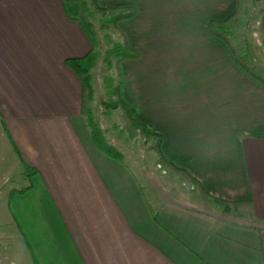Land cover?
<instances>
[{"label":"crops","instance_id":"1","mask_svg":"<svg viewBox=\"0 0 264 264\" xmlns=\"http://www.w3.org/2000/svg\"><path fill=\"white\" fill-rule=\"evenodd\" d=\"M97 2L136 10L117 25L140 54L119 65L122 98L209 196L198 190L190 200L157 172L142 181L125 158L95 146L80 77L66 63L93 46L64 0H0V158L9 152L10 172H27L32 185L0 199V214L29 263L264 264V82L209 30L240 0ZM262 35L257 55L240 32L231 40L264 78ZM202 196L249 218L202 208Z\"/></svg>","mask_w":264,"mask_h":264},{"label":"rangeland","instance_id":"2","mask_svg":"<svg viewBox=\"0 0 264 264\" xmlns=\"http://www.w3.org/2000/svg\"><path fill=\"white\" fill-rule=\"evenodd\" d=\"M240 2L239 12L236 13L233 19L235 25L230 24V28L232 33L240 32L242 38L246 39L244 41H249V44L253 45L250 52L257 55L256 52L259 51L261 37H263L264 0H240ZM116 13H96L91 8L89 19L94 25L91 33H93L94 41V44H92L93 51L96 55V66L92 70L94 91L89 103L91 117L95 123L106 131L105 135L108 138V142L124 154L126 162L132 166L136 174L142 178V181L145 170L157 172L165 178L170 190L184 192V195L191 200L193 199L192 192L198 193V190L182 176L164 169L158 163V153L155 149L156 142L142 137L140 132L126 120L121 110H111L105 105V102L115 98L113 88L121 80L116 57L111 54V50H113L115 45L123 44L124 42L117 28L110 24L111 17ZM257 72L264 75L261 69ZM3 154L9 155V152L5 151ZM4 155L0 158V163L2 161L6 163L4 169H0L1 183L7 174L11 178L2 185L0 199L6 197L10 190L23 189L29 184L27 172L24 174L17 171L14 173L10 172L9 164L11 162L8 164V158L5 161L4 157L6 155ZM199 200L200 203L197 201L198 205H201L202 208H210L220 212L226 208V215L228 216L238 219L249 218L245 208L216 205L208 199H203V196ZM29 257L28 250L22 243L10 217L0 214V264H30Z\"/></svg>","mask_w":264,"mask_h":264},{"label":"trees","instance_id":"3","mask_svg":"<svg viewBox=\"0 0 264 264\" xmlns=\"http://www.w3.org/2000/svg\"><path fill=\"white\" fill-rule=\"evenodd\" d=\"M64 5L66 9V13L68 17L72 20L77 21L84 30L88 33L92 44L93 41V33H91L94 25L89 19L91 16V8L93 12H101L103 14H114L110 19V24L117 28L119 22L123 20H128L135 16L136 10L129 9V8H104L101 7L97 0H64ZM236 13H234L230 18L222 21H212L209 25V30L215 36L223 39L228 46L232 49L235 53L238 62L249 71L250 74L255 76L257 79L264 82V78L258 76L253 69L249 68L246 63L244 62V58L239 53L238 48L232 42V30L230 28V24L233 22ZM262 28L264 31V21L262 22ZM122 38L124 39L123 44H117L114 46L113 50H111V54L116 57V64L118 68V73L121 77V72L119 69V65L121 62L126 60H136L140 57V54L130 46L126 37L123 33H121ZM94 48L90 51V53L82 58H73L68 59L66 61L67 65L70 66L80 77L82 83V92H83V105H82V113L86 117L88 127L90 129V133L92 136V140L95 146L107 156L123 162L124 161V154L118 150L116 147L111 145L108 142V138L105 135V130L102 129L97 123H95L91 117L89 103L93 97V86H92V70L96 66V55L94 54ZM111 63V61H109ZM121 86L122 81L113 88V95L115 96L114 99L105 102V105L108 109L111 110H121L126 118V120L135 128L137 129L141 136L150 139L156 142L155 149L158 153V163L166 170L175 172L176 174L182 176L185 180L192 183L197 190H199L204 196H209V194L205 191L201 183L194 178L190 173L186 170L178 167L177 165L173 164L172 162L168 161L163 154L161 144H162V137L159 132H156L152 129L151 126L141 123L135 118V111L131 109L127 103L122 98L121 94ZM112 87V86H111ZM34 171V170H33ZM32 172V171H31ZM29 175V172H28ZM32 188L30 184L25 189L19 191V193H24ZM228 203V202H225ZM237 205L240 204H247V202H239L234 203Z\"/></svg>","mask_w":264,"mask_h":264}]
</instances>
